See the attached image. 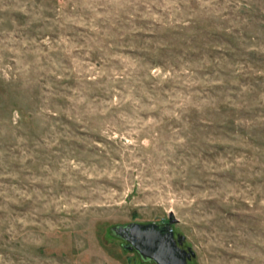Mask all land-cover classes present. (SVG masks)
I'll return each instance as SVG.
<instances>
[{
    "label": "rangeland",
    "instance_id": "rangeland-1",
    "mask_svg": "<svg viewBox=\"0 0 264 264\" xmlns=\"http://www.w3.org/2000/svg\"><path fill=\"white\" fill-rule=\"evenodd\" d=\"M132 222L264 264V0H0V264H146Z\"/></svg>",
    "mask_w": 264,
    "mask_h": 264
},
{
    "label": "water",
    "instance_id": "water-1",
    "mask_svg": "<svg viewBox=\"0 0 264 264\" xmlns=\"http://www.w3.org/2000/svg\"><path fill=\"white\" fill-rule=\"evenodd\" d=\"M175 221L170 218L168 224ZM111 230L124 241V248L135 250L144 261H153L155 264H187L193 256L192 252L181 249L176 244L170 226L132 222L113 226Z\"/></svg>",
    "mask_w": 264,
    "mask_h": 264
},
{
    "label": "trees",
    "instance_id": "trees-1",
    "mask_svg": "<svg viewBox=\"0 0 264 264\" xmlns=\"http://www.w3.org/2000/svg\"><path fill=\"white\" fill-rule=\"evenodd\" d=\"M159 227H164V226H159ZM107 234H108L111 238L118 239V240L121 239V238L115 236V235L113 234V232H112L111 229H108V230H107ZM121 240H122V239H121ZM122 241H123V240H122ZM123 243H124V241H123ZM123 243L121 244V247L123 248V250L129 251V250H127L126 248L123 247ZM133 251H135V250H133ZM135 252H136V251H135ZM138 256H139V255H138ZM127 258H129V257H127ZM139 258H140V256H139ZM129 259H130V258H129ZM139 262L149 264V262H153V261H144V260H142V259L140 258V259H139ZM153 263H154V262H153Z\"/></svg>",
    "mask_w": 264,
    "mask_h": 264
}]
</instances>
